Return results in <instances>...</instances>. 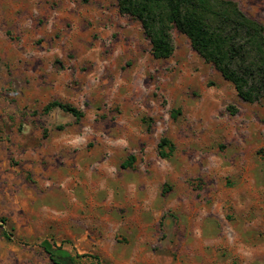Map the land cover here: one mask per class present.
Here are the masks:
<instances>
[{
  "label": "rangeland",
  "instance_id": "1",
  "mask_svg": "<svg viewBox=\"0 0 264 264\" xmlns=\"http://www.w3.org/2000/svg\"><path fill=\"white\" fill-rule=\"evenodd\" d=\"M95 1L0 0V264H264V99Z\"/></svg>",
  "mask_w": 264,
  "mask_h": 264
},
{
  "label": "trees",
  "instance_id": "2",
  "mask_svg": "<svg viewBox=\"0 0 264 264\" xmlns=\"http://www.w3.org/2000/svg\"><path fill=\"white\" fill-rule=\"evenodd\" d=\"M119 12L140 21L154 58H168L175 49L174 29L184 33L195 51L211 63L234 87L242 100L264 99V23L246 14L235 0H117ZM55 107L77 118L82 111L72 104L53 100ZM235 113L237 108L229 106ZM163 138L160 147L166 145ZM162 156H167L160 151ZM132 158L126 161L131 164ZM55 264H63L48 250ZM74 264V263H71Z\"/></svg>",
  "mask_w": 264,
  "mask_h": 264
},
{
  "label": "crops",
  "instance_id": "3",
  "mask_svg": "<svg viewBox=\"0 0 264 264\" xmlns=\"http://www.w3.org/2000/svg\"><path fill=\"white\" fill-rule=\"evenodd\" d=\"M68 2V1H67ZM65 3L66 4V6H67V4L68 3ZM98 5V6H97ZM94 6H96V10H94L93 12H92V17L95 19V20H98V18H100L99 16H101V14H102V17L104 18V21H105V14L102 12L105 8V5L103 4V6H102V3H99V1L98 0H96L95 1V3H94ZM100 8H101V10L102 11H100V15H99V11L98 10H100ZM84 17L86 16V14H84L83 15ZM80 17L78 16V18L76 19V21L79 19ZM81 18H83V17H81ZM17 24H20L18 27H19V29H23V30H25L23 27V25H21L22 24V22L21 21H19V22H17ZM99 26H101V25H99ZM100 29H102L101 27H99ZM49 43H51V44H53V45H55V43H54V41H49ZM43 49L42 48H40L39 50H37L36 51V53H38L39 55L38 56H40V54H43L42 51ZM40 51H42V52H40ZM18 52H20L19 51V48H18ZM40 52V53H39ZM52 74H54V75H52ZM58 75V72H57V70L56 71H54V73H51L50 72V74H48V73H44L43 71H40V73H39V75H40V85L41 86H43L42 88H44V89H46V90H48L49 92H53L56 88H58V87H62V82H61V80H60V82H58V81H56V76L55 75ZM65 87H66V83H65V85H64ZM53 100H59V99H53ZM53 100H50V101H53ZM49 101V102H50ZM59 101H61V100H59ZM62 102V101H61ZM66 103V102H65ZM131 158V157H130ZM129 159V158H128ZM127 159V160H128ZM126 160V161H127ZM126 161L123 163V165L125 166L126 164ZM131 161V160H130ZM130 165V164H129ZM127 166V165H126Z\"/></svg>",
  "mask_w": 264,
  "mask_h": 264
}]
</instances>
